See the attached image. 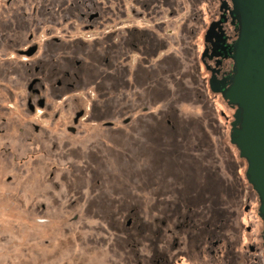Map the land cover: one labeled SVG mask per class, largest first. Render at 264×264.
Segmentation results:
<instances>
[{
    "label": "flooded vegetation",
    "instance_id": "obj_1",
    "mask_svg": "<svg viewBox=\"0 0 264 264\" xmlns=\"http://www.w3.org/2000/svg\"><path fill=\"white\" fill-rule=\"evenodd\" d=\"M129 1L130 18L124 0H0V212L9 213L6 202L17 196L10 192L11 168L23 183L29 162L38 163L40 169L49 153L51 157L61 148L64 153L86 148L83 151L91 155L90 164L96 169L93 175H104L109 192L115 186L119 194L112 200L116 211L106 209L107 192L103 194L98 200L105 202L100 214L119 217L128 207L126 200L132 201L124 226L127 238L120 235L109 244L114 245L115 258H97L94 264H264L260 197L247 177L248 163L231 138L240 128L234 125L238 107L222 97L234 78L240 15L232 0H204L213 9L206 23L203 0H191L193 14L188 18L181 0ZM172 6L185 14L178 39L171 43L176 48L173 54L167 52L173 32L155 33L167 25L164 12L168 18L174 15ZM141 20L142 27L138 25ZM155 50L162 53L157 61L153 60ZM124 82L135 102L152 106L158 101L165 106L159 113H149L145 107L146 115L122 118L120 128L129 134L117 129L115 121H106L111 117L106 113L91 115L85 109L86 103L105 102L106 109L117 106L116 98L91 97L109 89L116 92ZM170 83L175 87L173 102ZM91 86L94 93L88 91ZM210 94L221 98L232 113L220 115L229 144L222 121L212 117L210 110L211 117L203 126L196 114L172 113L174 104L202 108ZM89 118L105 121L93 135L86 133V143L75 144L82 121ZM144 125L150 128L148 141H142L150 161L139 158L137 163L133 148ZM100 132H108L107 140L114 148L101 144L106 140L101 142ZM59 137L66 140L61 147ZM141 151L138 147L137 152ZM45 163L59 168L52 159ZM71 165L66 163V167ZM24 190L20 189L19 197L26 196ZM155 215L158 227L145 221ZM71 216L75 222L80 214ZM73 239L74 233L66 248H56V256L46 259L47 264L89 263L75 257ZM0 244L9 255V242ZM99 249L103 250L102 243L94 250ZM64 250L65 259L59 257ZM3 261L12 264L10 257Z\"/></svg>",
    "mask_w": 264,
    "mask_h": 264
},
{
    "label": "rangeland",
    "instance_id": "obj_2",
    "mask_svg": "<svg viewBox=\"0 0 264 264\" xmlns=\"http://www.w3.org/2000/svg\"><path fill=\"white\" fill-rule=\"evenodd\" d=\"M180 2H183V6L185 7L186 17H190L191 14H193L190 13L191 0H181ZM124 5L125 13L127 14V17L130 18V10L127 8V5H130V1L124 0ZM211 7L212 6L207 5L203 0L202 14L203 22L205 23L208 21L209 9L210 11H213ZM170 13L174 15L168 18L164 12L165 17L163 21L167 25L161 27L160 30L158 28L155 33L163 35L166 34L167 30L173 32V35L170 38L169 50L167 49V52L169 51L173 54L176 48L175 46H172V44L174 40L177 41L178 39L180 20L185 14L181 13L180 10L174 6L171 7ZM143 22L144 21L142 20L138 21V25L142 27L144 25ZM189 33L190 32L187 31V34ZM203 33L204 27L201 33L202 36ZM85 38L88 37L86 36ZM154 54V61H157L162 57L160 51L155 50ZM203 76H205V74H203ZM130 79L131 77L129 75V80ZM92 87L93 86L89 87L88 91L94 93ZM169 90L171 93L170 99L171 102H173L175 87H173L172 83L169 84ZM137 91L139 96H141L142 89ZM104 92L106 91L95 93L96 96H92L91 99H100L99 96H102L103 100H114V98H116L117 106L111 104L110 107L106 109L105 102L104 105L102 103L97 106H94L92 103H86V113L91 115L99 112L106 113L107 118L111 116L109 119H106V121H109L110 119L115 121L116 128L122 129L128 134L130 133L129 130L126 128H120V121L122 118L129 117L132 114L134 117L146 115L142 111L145 107L150 108L149 113H159L161 110H164L165 107L163 103L158 101L152 106L146 105L145 103L141 104L140 100L135 102L134 96L131 95V88L127 87L125 82L121 84L116 92L114 89H109L106 93ZM104 94H106V97ZM206 101L207 104L205 103ZM202 103V108H200V106L195 108L194 106L184 103L174 104L172 105V107H174L172 113L179 112L183 115L190 114L192 116H195L196 114L197 117L199 116L202 118V126L211 115L212 117H216L218 120L222 121L221 127L225 132L224 139L226 143L229 144V132L224 126L223 119L220 115L221 112H225L228 116H231L232 113L224 105L221 98H216L212 94L207 95V98L204 99ZM116 117L118 119H115ZM104 121L105 120L96 121L93 118L82 121V124L79 127L81 135L74 140V143H86V140L88 139L86 135H93L100 130L101 124ZM58 128L60 129L61 127L59 126ZM100 133L101 134L97 135L101 136V142H103L104 139L106 140V143L101 144L114 148L115 145L107 140L109 135L106 133L108 132L104 135L102 132ZM149 134L150 128L147 125L139 127V139L136 142L137 148H133L135 152V162L137 163H139V158L141 160L142 158H145L147 163L150 161L147 159L149 157V150L144 148L142 143L143 140L145 142L148 141ZM83 136L86 137L83 138ZM58 140L60 142L59 147L62 146L63 142H66V140L61 137H59ZM212 140L215 142V145H217V139L212 138ZM68 143H71L70 140ZM85 146L87 147V144L83 145V147ZM138 147H140V151L142 150L141 152H137ZM85 149H82V152L74 151L71 153H64L65 149L61 148V151L57 150V152L51 157V154L49 153L47 160L44 159L43 162H41L42 166L39 165L40 169H38V163L30 164L29 162L26 167L28 173L27 178L23 183V179L19 178L20 176L15 173V169L11 168L9 174L14 178V181L10 185V192H16L17 196L11 197L10 201L6 202L10 207L9 213L0 212V243L9 242L10 247L9 255L6 251L0 249V264H5L3 259L6 257H10L12 264H18L22 259H24L22 264H36V259L40 258L44 259L41 261L42 264H47L49 263V260L47 261L46 259H51L56 256L54 254L56 248L67 247L69 237L72 233H74L73 240L75 243V257L86 259V261H89L87 264L96 263L97 258H115L114 245L111 248L109 244L116 242V239L120 237V235L127 238L124 226L126 224L128 209L132 205V201L131 199L126 200L127 204L125 205L128 207L123 208L122 215L119 217H110L100 214L103 208L102 205L105 204V202L99 203L98 200L103 194L107 192L106 195L108 199L106 203L107 206H109L106 209L113 211H116V206L112 200L117 199L119 194L115 192V186H113L111 192H109L110 186L107 185L109 183L105 181L104 175H93V172L96 169L94 170L91 165L92 159L89 158L91 155L85 153L86 151H83ZM48 158L57 162L59 168L53 169L50 165H47L45 162L49 160ZM53 158H57V160H53ZM67 162L72 164L71 168L66 167ZM87 162H89V164ZM110 167L113 168V164ZM112 170H114V168ZM141 171L143 170L141 169ZM141 171L136 174L137 180L141 178ZM97 172L99 171L97 170ZM51 174H54L52 179L50 178ZM97 181L101 182L100 185H97ZM23 187L26 196L21 195V197H19L18 193ZM130 189H132L131 186L130 188H127L129 195L132 194V190ZM88 200H90V204L87 202ZM2 204L3 203H1V205ZM43 205L45 206V209L40 210ZM88 205H90V207H87ZM86 209L91 211L88 212ZM72 214H80V217L75 222H71ZM38 220L46 221L41 223ZM156 220H158L156 215L153 218H145V221L154 225V227H158L159 224ZM119 229H122L120 230L121 233H119ZM127 241L128 239L124 240V242ZM87 243H90L91 245H88ZM99 243H102L103 250L99 249L95 251L94 249ZM89 246L94 249L88 250ZM0 248H2L1 244ZM59 257L63 259L67 258L68 255L66 250H64Z\"/></svg>",
    "mask_w": 264,
    "mask_h": 264
},
{
    "label": "water",
    "instance_id": "obj_3",
    "mask_svg": "<svg viewBox=\"0 0 264 264\" xmlns=\"http://www.w3.org/2000/svg\"><path fill=\"white\" fill-rule=\"evenodd\" d=\"M240 15L241 35L234 57V78L223 99L238 110L232 134L242 158L248 163L247 177L260 197L264 221V0H232Z\"/></svg>",
    "mask_w": 264,
    "mask_h": 264
}]
</instances>
